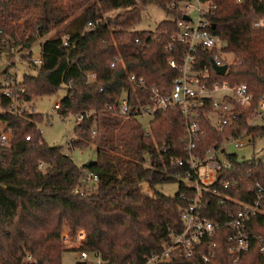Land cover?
Instances as JSON below:
<instances>
[{
	"label": "trees",
	"instance_id": "obj_1",
	"mask_svg": "<svg viewBox=\"0 0 264 264\" xmlns=\"http://www.w3.org/2000/svg\"><path fill=\"white\" fill-rule=\"evenodd\" d=\"M149 2L158 3L172 17L153 30L134 29L142 7ZM180 2L0 0V52L12 56L15 50L47 36L41 42V62L23 55L36 72L25 73L12 96L0 88V119L5 122L3 131L10 133L8 145L0 149V264H62L65 228L73 234L84 229L86 247L101 251L108 264L141 263L146 255L162 250L172 232L183 229L181 212L197 195L186 178L175 175L189 169L186 117L178 106L156 109L152 115L143 113L142 106L152 104L150 91L134 87L129 78L130 73H136L144 76L149 86L171 89L179 72L168 59L179 57L185 46L173 38L177 19L183 15ZM212 4L216 7L206 16L213 22L211 30L220 48L200 46L196 68H210L208 83L246 82L256 103L264 93V27H254L253 21L264 16V1L212 0ZM69 19L72 27L61 30ZM137 37L144 38V43L137 44ZM171 42L172 50L167 48ZM225 51H231L233 58H224L228 68L221 74L212 59L216 52ZM115 57L118 61L112 66ZM90 73L96 77L90 78ZM62 87L66 94L60 100L59 114L82 115L70 146L96 145V158L89 165L78 164L62 145H50L39 127L44 113L30 109L35 97L55 94ZM125 95L131 104L126 118L120 110ZM208 100L197 108L204 133L194 154L204 157L210 147L222 146L245 132L253 141L264 134V119L252 123V109L238 103L234 107L236 122L218 128ZM146 117L148 126L143 121ZM224 152L232 166L219 171L199 203L201 213L212 219L235 214L241 208L239 200L254 202L257 193L251 187L264 190L263 158L245 157L226 148ZM177 158L185 162L181 164ZM86 170L95 172L98 181L89 186L82 183ZM222 179L230 180L231 185L224 186ZM173 181L179 183L175 194L158 188ZM144 183L151 192L144 189ZM77 184L82 191L75 190ZM261 207L248 227L264 236V204ZM230 231L222 226L213 237L204 238L205 250L216 241V254L209 261L195 254L178 262L264 264L254 246L235 262L228 250ZM28 253L37 262H25Z\"/></svg>",
	"mask_w": 264,
	"mask_h": 264
},
{
	"label": "built area",
	"instance_id": "obj_2",
	"mask_svg": "<svg viewBox=\"0 0 264 264\" xmlns=\"http://www.w3.org/2000/svg\"><path fill=\"white\" fill-rule=\"evenodd\" d=\"M237 1L242 2V0ZM214 7L216 5L212 4V0H181L179 8L182 10L183 15L177 19L178 30L173 34V38L185 46L178 52L179 57L173 55L168 59L169 64L179 72L174 78L170 90L156 84L149 86L144 76L136 73L129 74L134 87L147 88L150 91L152 104L142 106L141 111L143 113L152 115L156 109L169 106H178L184 113L187 132V137L184 140L189 150V155L186 158L189 169L185 174L178 171L175 175L186 178L188 186L196 188L197 195L181 212L184 221L183 229L180 232H172L170 242L162 250L146 255L141 263L129 262L128 264H181L178 262L181 257L195 254H199L204 261H209L216 254V241H211L205 250L202 248L204 238L213 237L222 226L231 228L228 250L234 255L235 262L240 259L242 252L250 250L252 246L256 247L264 258V236L253 232L248 227L251 216L260 212L261 206L264 204L263 187H251V190L256 189V200L252 203L239 200L241 208L235 214L226 218H209L201 213L199 206L203 191L215 182L219 171L232 166V161L225 155V148L229 152L233 151L228 149L229 146L239 148L246 145L249 142L248 135L250 133L245 132L240 136L232 137L222 146L210 147L204 157H199L194 154L193 149L204 130L197 108L207 104L208 99H210L211 116L218 128H224L236 122L238 116L234 110L236 103L252 109V123L264 119V93L260 94L256 103H254V95L249 90L246 82L230 85L227 82L215 80L208 83L211 79L210 68L208 66L202 69L196 68L197 51L200 46L210 49L220 48V41L211 30L213 22L206 16V13ZM192 11L197 12L195 17L192 15ZM185 14H188L190 18L184 17ZM93 25V23L89 24V26ZM253 26L257 28L264 27V16L254 19ZM136 43L143 44L144 38L137 37ZM173 47V42L167 45L170 50ZM219 53H215L212 61L214 60L217 64H224L225 56L223 53ZM33 60L41 62L42 59L38 56ZM117 61L118 57H115L111 65L114 66ZM89 76L90 78L96 77L95 73H90ZM17 83V78L5 77L0 80L1 91L12 96ZM21 90H24V87ZM60 106V101H56L54 108L58 109ZM30 109L34 111L35 105H31ZM120 110L124 118L129 116L131 104L127 95L121 100ZM78 118L81 119L82 115H79ZM9 140L10 133L1 131L0 149L8 145ZM177 161L182 164L185 159L177 158ZM98 178L95 172L86 170L81 182L89 186L97 182ZM220 183H223L224 186L231 185L230 180L225 179H222ZM75 190L82 191L83 189L80 184H77ZM216 190L214 188V191ZM68 229L63 230L61 240L66 250H74L75 264H108L101 251L86 247V232L84 229H78L74 234ZM24 260L27 263L37 262V258L31 253H28ZM257 264L263 263L259 261Z\"/></svg>",
	"mask_w": 264,
	"mask_h": 264
},
{
	"label": "rangeland",
	"instance_id": "obj_3",
	"mask_svg": "<svg viewBox=\"0 0 264 264\" xmlns=\"http://www.w3.org/2000/svg\"><path fill=\"white\" fill-rule=\"evenodd\" d=\"M192 15H197L196 11H192ZM172 15L160 6L158 3L149 2L142 7V17L134 25V29L139 30H153L163 19L171 18ZM72 27V19L64 22L60 29L64 30L66 27ZM56 29L52 31L55 32ZM47 36L38 38L27 44V46L20 50H15V53L6 55L4 52H0V80L6 77V75H12V77L18 80L23 79L25 73H35L36 69L29 65L28 58H24L23 55H30L31 59L41 56V42ZM227 60L233 58L231 51H225L223 53ZM7 70V72H6ZM66 94V88L62 87L55 94L40 95L34 98L31 105H35V111L44 113V119L39 123V127L42 130L43 137L50 145H62L65 151H68L73 159L80 165L86 163L88 160L96 158V145L87 146H70L71 138L75 137L74 127L78 120V116L72 112L66 115L59 114L58 110L54 108L56 101H60ZM30 105V107H31ZM2 107L0 105V111ZM148 119L144 118V125L148 126ZM5 122L0 119V131H3ZM249 142L239 148L229 146L228 149L236 150L239 154L250 157L255 155L264 159V134L256 137L252 140V135H248ZM146 191H150L147 183L143 184ZM179 183L176 181L167 182L158 185V188L162 189L168 194H175L178 190ZM68 229V228H66ZM69 230V229H68ZM76 256L74 250H64L62 255V264H75Z\"/></svg>",
	"mask_w": 264,
	"mask_h": 264
},
{
	"label": "water",
	"instance_id": "obj_4",
	"mask_svg": "<svg viewBox=\"0 0 264 264\" xmlns=\"http://www.w3.org/2000/svg\"><path fill=\"white\" fill-rule=\"evenodd\" d=\"M184 17H186V18H188V19L190 18V16H189L188 14H185ZM28 45H29V43H28ZM212 65H213L214 69H215L217 72L221 73V74H224V73L226 72L227 68H228V64H227V63H224V64H217L214 60L212 61ZM91 161H92L91 159L88 160V161L86 162V164L89 165V164L91 163Z\"/></svg>",
	"mask_w": 264,
	"mask_h": 264
},
{
	"label": "crops",
	"instance_id": "obj_5",
	"mask_svg": "<svg viewBox=\"0 0 264 264\" xmlns=\"http://www.w3.org/2000/svg\"><path fill=\"white\" fill-rule=\"evenodd\" d=\"M3 78H4V76H3Z\"/></svg>",
	"mask_w": 264,
	"mask_h": 264
}]
</instances>
